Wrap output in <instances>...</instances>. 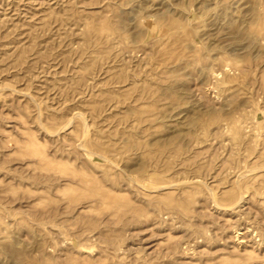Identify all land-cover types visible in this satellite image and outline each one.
I'll list each match as a JSON object with an SVG mask.
<instances>
[{
    "label": "rangeland",
    "instance_id": "1",
    "mask_svg": "<svg viewBox=\"0 0 264 264\" xmlns=\"http://www.w3.org/2000/svg\"><path fill=\"white\" fill-rule=\"evenodd\" d=\"M0 264H264V0H0Z\"/></svg>",
    "mask_w": 264,
    "mask_h": 264
}]
</instances>
